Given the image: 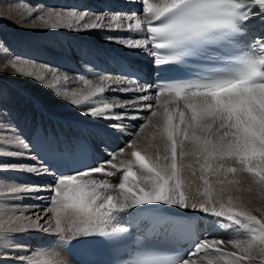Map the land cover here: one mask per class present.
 <instances>
[{
	"label": "snow or ice",
	"instance_id": "1",
	"mask_svg": "<svg viewBox=\"0 0 264 264\" xmlns=\"http://www.w3.org/2000/svg\"><path fill=\"white\" fill-rule=\"evenodd\" d=\"M142 11L143 18L139 12L27 8L33 29L130 33L106 38L143 52L151 58L150 68L145 73L126 62L120 76L89 79L28 59L9 60L17 73L42 82L50 76L48 88L61 81L82 85L65 88L62 98L83 114L107 121L108 129L125 131L123 120L139 119L131 110L155 107L151 116L159 119L145 136L143 152L135 141L127 143L131 159L116 163L117 154H112L111 160L91 167L72 161L67 165L71 171L55 174L50 206L14 203L45 199L39 195L43 186L0 185V264H69V246L101 242L98 238L113 247L130 245L124 254L127 264H264V213L258 217L245 208L242 195L254 188L264 194V0H142ZM176 70L183 74L172 75ZM150 74L164 82H142ZM106 91L134 95L109 98L102 95ZM56 95L61 96L59 88ZM146 127L139 125L140 132ZM0 133V171L52 172L51 166L5 160L24 157L30 144L10 124ZM119 154L125 155V149ZM53 155L62 154L54 148ZM186 157L195 158L201 173L203 190L197 188L196 195L184 173L190 170L196 177L197 168L185 164ZM116 172H122L118 183L93 178ZM68 209L76 217L72 223L64 215ZM189 211L210 215L213 224L232 230L236 238H193ZM125 213L131 219L121 226ZM29 232L56 239L21 251L16 237Z\"/></svg>",
	"mask_w": 264,
	"mask_h": 264
},
{
	"label": "bare ground",
	"instance_id": "2",
	"mask_svg": "<svg viewBox=\"0 0 264 264\" xmlns=\"http://www.w3.org/2000/svg\"><path fill=\"white\" fill-rule=\"evenodd\" d=\"M111 1H121L127 5L125 6L122 3L113 5L110 3ZM136 3L138 4L137 0H0V67L8 64L7 71H0V128H3L6 123L10 124L11 129L19 133L21 138L28 143L30 133L34 129L35 124L40 121L52 130L58 131L62 136V142L66 143L69 141L84 146L88 154L87 160L93 164L111 160L112 154H117L116 163H119L120 160L131 159V149H127V147H125V155L119 154V150L121 148L124 149L123 147L118 149V144L122 142L129 143L135 141L137 147L143 152L147 143L145 136L150 135L154 131L152 124L156 123L159 119V117L151 116V111L157 110L155 107L152 110H131V115L138 116L139 119L123 120L126 128L125 131L108 129L105 127L108 123L107 121L96 120L83 114L77 106L71 105L67 100L62 98L65 88L82 87V85H66L61 81L56 87L48 88L45 84L52 83L50 76L44 82L38 81L35 75L33 77H26L17 73L8 63L12 59H28L37 65L43 64L57 68L61 73H68L71 76H85L89 79H94L97 75H111L101 68H95L94 62L89 61L86 54L101 56L106 51H116L129 57H135L134 54L136 53L145 55L141 51L129 50L117 42L109 41L106 38L109 35L127 37L130 33L101 30L75 33L66 29H33L28 27L33 18L27 15V8L56 6L66 9L76 8L77 10L95 13L120 12L121 10H123V13H132L130 5L133 4L134 8H137ZM141 18H143V15H141ZM56 88L60 89L61 96L56 95ZM102 95L109 98L120 97L126 99L134 94L106 91ZM152 103L155 105V101H152ZM84 107H87V105H84ZM116 111L123 110L116 109ZM141 124L148 125L143 132H140L139 125ZM136 132L140 134L138 136L133 135ZM25 151L27 153V157L24 156L25 159L4 158L13 161L21 160L26 164L42 166L33 156L29 155L31 152L29 148ZM148 151L151 154L152 150L149 149ZM162 153L163 149H161ZM189 158L191 159V157ZM161 162L163 163L164 161ZM189 162L185 158L184 163L187 164ZM193 166L197 168V176L192 177L191 171L186 170L184 177L186 181L192 184L191 195H196L197 188L201 191L203 190V183L198 179L201 174L198 166L195 163ZM106 170L115 172L114 169L110 168ZM15 171L19 173V176L27 178L30 176L39 183L45 184L55 181V177L50 173L37 176L24 170H14L13 172ZM121 175L122 172H116L113 177L93 174V178L106 179L110 183H118ZM209 178L211 180L215 179V177L211 176ZM193 181L195 182L193 183ZM7 184L14 183L7 182L4 185ZM242 195L244 197L243 206L260 217L264 213V198H262L264 194H260L254 188L252 193L244 192ZM197 199H202V197L197 196ZM42 203L44 204L45 202ZM132 213L136 214L137 210L133 209ZM188 214L197 220L200 238L216 237L224 240L236 238L232 230L222 229L218 225L213 224L212 221L215 218L210 215L193 211H189ZM64 215L68 223H72L76 219L71 209L66 210ZM129 218H131V214ZM41 234L37 232L18 234L16 242L22 244L25 238H27L26 236H31L34 240H38L37 238L41 237ZM38 241H32L33 245H38L36 243ZM49 241L50 237L46 238L45 243L48 242L50 244L51 241ZM29 248L31 249V247ZM26 249L22 247L21 251ZM227 250L232 249L229 246ZM8 251L12 252L14 249H9ZM65 255L69 264H76L67 253Z\"/></svg>",
	"mask_w": 264,
	"mask_h": 264
},
{
	"label": "rangeland",
	"instance_id": "3",
	"mask_svg": "<svg viewBox=\"0 0 264 264\" xmlns=\"http://www.w3.org/2000/svg\"><path fill=\"white\" fill-rule=\"evenodd\" d=\"M111 4H119V3H122V4H125V3H123V2H121V1H111L110 2ZM109 6H110V4H108ZM127 4H125V6H126ZM123 10H121L120 12H122ZM129 141V140H128ZM126 143V142H125ZM125 143H119L118 144V149L119 148H121V147H123L124 149H125V147H126V144ZM122 149V148H121ZM29 155H31V152L29 153ZM0 156H2V154H0ZM26 157H27V155H25ZM32 156V155H31ZM23 159H25V157H22ZM5 160H6V158H4ZM186 159L188 160V161H190V162H192L193 164L195 163V158L194 157H191V159L189 158V157H186ZM14 171V170H13ZM11 172V170L10 171H0V185H4L5 183H14V184H17V185H23V184H28V185H40V186H43V189L39 192V195H41V196H45L46 197V199H44V200H35V199H30V198H25V199H23V200H21V201H15L14 203H15V205L17 206V207H20V206H27V205H31V204H40V205H45V204H48L49 206H50V201L47 199V197L49 196V192H50V186L54 183H39V182H37V181H35L33 178H31L30 176L27 178V177H21V176H19V173H17V171H15V172ZM10 172H11V174H10ZM95 176V175H94ZM93 176V177H94ZM13 178V179H12ZM19 178V179H18ZM22 178V179H21ZM30 179H32V180H30ZM53 181H54V179H53ZM5 182V183H4ZM42 202H45L44 204L42 203ZM145 210H147V209H145ZM129 214L128 213H125V214H123V217H127ZM226 232H230V231H226ZM27 238H25V240H24V242L21 244H19V245H22L24 248H29V247H31V249H33V250H36L37 248H40V247H42V246H47V245H49V243L47 242V243H45L46 242V238H49L50 237V241L52 242V241H54L53 240V236H50L49 235V237H48V234H44L43 235V233L41 234V237H38L37 239L38 240H40V241H38V240H34L33 239V237H31V236H26ZM55 238V237H54ZM16 240H17V238H16ZM32 241H38V242H36V243H38V245H33V242ZM49 241V242H50ZM39 242H40V244H42L41 246H40V244H39ZM45 243V244H44ZM33 245V246H32ZM22 249V248H21ZM20 249V250H21ZM14 251H15V249H14Z\"/></svg>",
	"mask_w": 264,
	"mask_h": 264
}]
</instances>
